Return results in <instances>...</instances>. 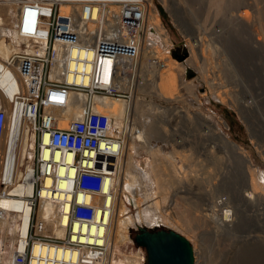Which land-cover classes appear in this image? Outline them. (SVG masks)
<instances>
[{
  "label": "built area",
  "instance_id": "built-area-1",
  "mask_svg": "<svg viewBox=\"0 0 264 264\" xmlns=\"http://www.w3.org/2000/svg\"><path fill=\"white\" fill-rule=\"evenodd\" d=\"M0 4H7L8 7L6 13L2 14L3 17L11 18V21L2 22V25L13 30L19 40L17 49L12 51L7 63L17 66L20 78L26 86L25 91L15 94V99L11 97L8 107L13 109L17 126L23 122L30 143L29 152H33L32 158L24 157L19 164L21 175L17 178L14 165L10 164L11 159L8 154L5 155V131L9 115L7 106L0 103V264H31L35 259L32 248L36 244L69 250L72 256L74 251L80 252L79 260L74 262L73 259H68L63 264H100L99 260L107 253L105 246L115 209L114 182L119 177L120 159L127 133L124 127L122 134H118L120 130L113 117L97 109L95 98L129 101L138 81L141 80L143 89L138 91L139 99L142 104L151 102L159 107L166 114V118H169L171 130L187 127V120L190 122L189 118L193 119L190 100L195 102L194 114L201 120V117H204L202 114L208 115L203 111L205 99L207 102L216 101L220 104H223L220 95L225 97L227 103H234L232 100H236L237 104H243L257 99L250 94L245 101H240L238 93L234 95V92L229 93L222 87L225 82V70H222L220 62L216 59L223 56L219 54L213 56L216 66L211 68V79L208 83L196 80L199 83L197 92L200 95V103L192 98L188 90L186 93L185 86L181 85V92L176 93L180 97L175 100L165 101L157 92H146L145 90H150L156 83L154 75L149 74L151 69L146 73L138 64L142 37L146 33L148 0H0ZM63 4H70L72 12L69 15L62 13ZM85 6L103 8L101 18L98 21L92 20L97 26L91 37L81 24L84 21L83 14L79 19L75 15L80 7ZM182 27L178 28V31L185 39V46L182 45L180 51L176 49L177 45L167 28L165 31L171 37L168 45L162 42L161 35L153 28L152 31L158 35H155L156 40L150 39L163 49L171 47L174 58L186 64L187 58L192 55L188 37L196 38L199 33L186 36L189 34L185 32L187 25ZM213 32H216V28L205 35L214 39ZM6 33L7 31L4 35ZM56 45L63 49V74H79L83 79L89 80L88 84L70 83L52 77L54 59L57 56ZM74 50L77 51L75 56L72 55ZM82 51L84 56H81ZM175 52H186V56L180 60L174 55ZM262 53L264 55V51ZM200 56L202 57L201 54ZM129 60L133 61L134 68L128 89L122 90L117 87V81L122 80L124 65L128 64ZM150 61L158 66L164 64L157 59L150 58ZM73 62L82 64L84 69L71 70ZM88 66L91 67L90 70H86ZM231 70L233 74H230V79L239 82L237 72ZM142 72L146 74L144 81ZM262 72L264 66L258 77L254 69L250 68L248 81L252 87L255 88L252 82L254 79L258 80L257 83L264 84ZM12 76L13 74H5L7 84L0 86V101L10 97L9 86L16 88L18 85V77ZM197 77L198 71L189 66L186 81H193ZM83 95L85 100L82 99ZM258 101L264 104L263 99ZM77 104L82 106L81 113L69 120L67 126L59 125L69 108ZM249 104L253 106L256 103ZM156 111H152L155 116ZM196 111H200L201 115ZM210 111L211 117L213 114L218 116L216 111ZM249 116L253 120V115ZM236 117L245 126L244 119L238 114ZM218 119L221 117L218 116ZM249 130V134L253 136L254 126L251 125ZM175 132L172 131L173 139L177 135ZM182 132L185 134L181 135L183 138L179 142L187 143V131ZM136 140L140 142L138 136ZM30 180L33 182L32 195H20L15 192L17 187L27 186ZM43 198L57 206L62 216L66 217L68 225L65 237L45 232L46 225L39 220L40 201ZM3 200L25 201L32 206L25 238L22 232L24 222L21 219V226H17L15 232L1 226L6 221L7 213L19 212L14 207H3ZM37 259L43 258L38 256ZM44 260L54 261L52 258Z\"/></svg>",
  "mask_w": 264,
  "mask_h": 264
},
{
  "label": "rangeland",
  "instance_id": "rangeland-1",
  "mask_svg": "<svg viewBox=\"0 0 264 264\" xmlns=\"http://www.w3.org/2000/svg\"><path fill=\"white\" fill-rule=\"evenodd\" d=\"M153 2L156 9H159L162 22L170 31L178 51L185 44V39L179 34L177 23L181 21L184 26V22H187L189 33L187 36L199 33L196 38L203 44L202 46L199 42L200 49L203 48V56L196 58L197 65L191 61L190 67L198 71L200 80L207 82L210 80L211 68L216 66L213 62L214 54L223 55L219 59L216 58L222 70H225L223 72L225 82L222 87L229 93L234 92V95L238 93L240 101H245L250 94L257 100H253L252 103L256 104L251 106L250 101L237 104L236 100H232L234 103H227L223 95H220L223 104L216 101L207 102L205 99L203 111L208 115L202 114L204 117H201V120L196 118L194 114L196 104L190 100L193 119L189 118L190 122L187 120V127L171 130L166 114L150 102L146 103L148 105L142 104L139 99L140 89L133 92V101H126L127 113L120 130L125 127L127 140L132 139L135 143L134 167L139 170L144 167L148 171L152 155H157L155 160L164 169L161 170V179L163 184L168 185L166 189L168 198L163 202V210L154 214L153 221L150 223L145 220L136 221L128 227L129 239L115 249L112 257L126 263L133 259L131 262L148 264L146 249L136 244L134 239L144 228L150 230L158 228L172 229L184 235L194 246L196 264H264L263 251L260 256L253 257L252 261L251 257L241 254V250L248 243L264 244V104L258 101L264 100V84L257 83L258 80L254 79L252 81L254 88L248 81L250 68L254 69L258 77L264 66L262 53L264 0H153ZM0 8L2 14L8 9L7 4L0 5ZM151 22L150 17L145 27L146 29L150 27L148 29H151V32L148 36L156 40L155 35L158 34L152 31L154 26ZM214 28H216V32H213L214 39L208 38L205 34L212 32ZM4 32L2 27L0 39H7L8 36L4 35ZM182 55L186 56V52ZM167 60L169 67L161 75L158 87L154 90L162 99H178L176 93L180 89V80L184 79L181 78L184 66L179 65L180 62L175 63L176 65L170 63L173 60L169 54ZM231 69L237 72L239 82L230 79V74H233ZM184 86L192 98L200 103L196 82L187 80ZM145 91L151 93L150 90ZM210 110L216 111L221 119L214 114L211 117ZM131 111L134 114L130 118ZM152 111H156L157 116ZM196 113L201 115L200 111ZM237 114L244 119L245 126L236 117ZM250 114L253 115V120ZM230 124L234 132L230 130ZM251 125L255 131L253 136L249 134ZM172 131H176L177 134L174 139ZM182 131H187V143L179 142L183 138L181 135L185 134ZM222 134L238 144L244 155L249 156L251 163L250 160L247 163L248 161L242 159L240 150L229 146L226 138L221 137ZM136 136L140 142L136 140ZM154 162L153 160V164ZM249 165L259 175V183L262 185L258 186L256 198L246 197L251 191ZM224 197L233 207V214L228 221L223 216L222 207H214L216 211L212 208L216 200ZM123 199L127 207V216L136 219L139 208L133 201L126 200L125 197ZM221 218H224L223 223ZM112 229L117 233L114 226ZM110 257L111 253L107 264L111 261Z\"/></svg>",
  "mask_w": 264,
  "mask_h": 264
},
{
  "label": "bare ground",
  "instance_id": "bare-ground-1",
  "mask_svg": "<svg viewBox=\"0 0 264 264\" xmlns=\"http://www.w3.org/2000/svg\"><path fill=\"white\" fill-rule=\"evenodd\" d=\"M148 3H149V10L147 11L146 21L151 17L152 19L151 23L154 26L153 29L161 35L163 39L162 42H164L165 45H168L171 42V37L167 35L165 31L166 27L164 23L162 22V19L159 15L160 11L158 8L156 9V6L152 0H148ZM0 5L6 6V4H0ZM69 6L70 4L62 5L61 11L63 14L69 15L72 12ZM81 14H83V19H84V21L81 24L84 28H86V31L89 33V37H91V35L95 32V27L97 26V24H94L92 20L96 19V21H98L101 18L103 14V8L98 7V6H96V8H92L89 6H85L84 8L80 7L78 9V12L75 15L78 16V19H79ZM5 21H11V18H8V17L4 18L2 15V10L0 8V30L3 27L4 31H7L6 35H8L7 39H0V40H3L2 42H0V71L2 70V72H0V86H4L7 84L6 79H5V74H7L8 76L10 74H13L12 77H15V76L18 77L17 87L14 88L12 85L8 87L9 93L11 92L10 97L9 98L5 97L6 99H2L0 101V103H3L7 106V112L9 115L8 116V127L5 131L4 150H5V155L8 154L9 159H11L10 164H12V166L14 165V168H15L14 173H16V177L19 178L21 175L19 171V164L23 161L24 157L32 158L33 152L31 151L29 152L30 143H29L27 132L24 130L23 122H21L20 126L19 125L17 126V118L16 117L13 118V109L12 107L11 108L8 107L9 106L8 103L10 102L11 97L15 99V94L18 91H25L26 86L24 82L22 81V79L20 78L17 66L16 65L11 66L7 63V59H9L12 51L14 49H17L16 44L19 43V40L17 39L16 34L13 32V30H10L7 27L2 25V22H5ZM181 23H182L181 21L177 23V26L180 29L182 27ZM184 23L187 25V22H184ZM148 28L146 29V33L144 37H142L141 55L139 57L138 64L140 65L139 68L142 71H145L146 73L149 71V69H151L149 74L154 75V79L156 83L154 84V86H151L149 89H150V92L154 93L155 92L154 89L158 87L157 85L159 83V79L161 75L164 72H166L169 67L168 60H167V54H169V57L172 58L173 62L170 61V63H173V65H176L175 63L180 62V61L174 58L171 47H168L165 50H163L161 46H158L155 43H153V41H151L150 37L148 36L149 34ZM185 32L187 33V31ZM10 40L13 42H10ZM165 41L166 42L169 41V43H166ZM194 41H196V44H194ZM199 42L202 44L201 40L195 37H188V44L191 47L192 55L191 57L187 58L186 64L183 62L178 63L179 65L184 66L182 77H181L184 79L180 80L181 86H184V83H187L185 77L187 75L186 71L188 73L187 68L190 66V62L192 61L193 63H195V65H197L196 58L199 57L200 54L203 56V48L200 49ZM56 49H57V56L54 59L52 77L65 80L70 83L76 82L77 84H81V83L88 84L89 80L83 79L82 76L79 74H74V73H71L69 75L63 74V72L61 71V54H62L63 49L59 45H56ZM76 53L77 51L74 50L72 52V55L75 56ZM81 56H84V51L81 52ZM91 56H92V53L89 54L90 58ZM150 58L157 59L158 61H160V63L163 62L164 63L163 66L152 64L150 61ZM90 68L91 67L88 66L86 67V70H90ZM133 68H134L133 61L129 60V63L124 65L123 71L125 72H124L122 80L120 79L119 82L117 81V87H120V89L122 90L128 89L130 79L132 76L131 72H133ZM139 68L137 69L139 70ZM75 69L82 71L84 69V66L82 64L77 65L75 62H73L71 66V70H75ZM142 74L143 75L141 77L143 78V81H144L146 79V74L144 72H142ZM197 79L200 80V75L196 79H193V82H196ZM200 81L203 82L205 80L202 79ZM205 82L208 83L207 81ZM142 85H143L142 81L139 80L135 90L137 89L142 90L143 89L141 88ZM196 86H199V83L196 82ZM82 99L85 100L84 95L82 96ZM95 99L97 103L96 104L97 109L101 112H106L110 116H112L114 119L115 125L120 130V128H122L123 126V118L125 114L127 113L126 112V109H127L126 101L127 100L124 101V99L100 98V97H96ZM164 100L167 101V99L165 98ZM170 100H173V98ZM220 100L221 102L223 101L222 98H220ZM132 101L133 100L131 98V102ZM140 102L143 103L141 100ZM199 102H201V99L199 100ZM81 110H82V106L79 104L71 106L69 110L65 113L59 125L67 126V123L69 122V120L78 116L81 113ZM133 114H134L133 111H131V113L129 114L130 118L132 117ZM118 134H122V129L119 131ZM221 137L226 138L227 143L233 149L235 148L236 150L237 149L240 150V147H238L239 145L229 140L225 135L222 134ZM135 150L136 149H135L134 141L132 139L126 140L123 155L120 159L119 177L118 179H115V182H114L115 209L112 215L111 225L109 227L108 237H107L106 246H105L107 253L105 254L106 257L104 256L102 259L99 260L100 264H107L109 253H111V257H110L111 261L108 264H139L138 261L131 262L133 259L130 261L128 260V263L124 262L123 260H117L115 259V257H112V254L115 251V249L120 246L122 242H125L126 240L129 239V236L127 235L128 227L135 224L136 221L142 222L145 220V221H149V223L153 221L155 218L153 217L155 216L154 214L163 210L162 209L163 202H166L168 198L167 197L168 191H166V189L168 188L167 187L168 185H166V183L163 184V181L161 179V174H162L161 170L163 168H161L160 167L161 164L159 165L157 161L155 160L157 155L156 156L155 154L152 155V160L150 162L148 171H146L144 167L143 169L139 170L138 168L133 166ZM239 154H241L240 157L242 159H244L246 162L248 161L247 163H249V160H250L249 156L244 155L243 151L241 150ZM153 160L155 161L154 164H153ZM250 163H251V160H250ZM248 172H249L250 177L247 176V178L248 177L251 178V181H250L251 185L249 184L251 191L248 192L246 197L256 198V194H258V186L260 185L262 187L261 183H259L260 182L259 175L256 173L255 169L251 168V166L248 168ZM32 183H33L32 180H30L27 186H22V187L19 186L17 187V189H15V192L20 195H32V193L34 192ZM121 186H122V189H121ZM123 196L126 198V200L134 201L133 203H135L136 206L139 208L138 216L136 219L133 217L127 216V207L125 206ZM1 204L6 209L7 208L10 209L14 207L19 211L18 213H11V212L7 213V217L5 218L6 221L4 222V225L2 223L1 226L3 227L6 226L11 231L15 232L17 226L18 227L21 226V223H19L20 219L23 220L24 224L22 227V232H23V238H25L27 221H28L30 213L32 212V206L30 205V203H27L25 201L13 202L11 200H3ZM213 205H212V208L214 210H215L214 207H217V208L222 207L223 216L226 218L227 221L231 218L233 214V207L229 204V200L226 197L219 199L218 201L216 200L213 203ZM216 218L218 217L216 216ZM223 219L224 218H221V221H222L221 223H223ZM39 220H42L44 224L46 225V230H45L46 233H52L53 235H56L58 237H65L66 231H67L66 226L68 225V221L66 217L62 216L57 206H55L50 201L45 200V198L41 199L40 201ZM113 226L115 227V229H117V233L113 231L112 229ZM0 242H2L1 238H0ZM253 243L246 244L245 247L241 250L242 252L241 254L251 257V261L253 257L260 256L262 251L264 253L263 243L262 244L259 242H256L254 244ZM32 251H33V255L35 256V259L32 260L31 264H63V262H65V260H68V259L70 260L73 259V261L75 262L76 260H79V255H80V252L78 250L74 251V254L72 256L69 254V250L64 251V250H61L60 248L40 246L38 244H36L32 248ZM38 256L43 259L38 260L37 259ZM44 258H52L54 259V261H45ZM195 264H196V259H195Z\"/></svg>",
  "mask_w": 264,
  "mask_h": 264
},
{
  "label": "water",
  "instance_id": "water-1",
  "mask_svg": "<svg viewBox=\"0 0 264 264\" xmlns=\"http://www.w3.org/2000/svg\"><path fill=\"white\" fill-rule=\"evenodd\" d=\"M183 60L185 55L175 52ZM135 242L147 251L148 264H195L192 243L172 229H143L135 236Z\"/></svg>",
  "mask_w": 264,
  "mask_h": 264
},
{
  "label": "trees",
  "instance_id": "trees-1",
  "mask_svg": "<svg viewBox=\"0 0 264 264\" xmlns=\"http://www.w3.org/2000/svg\"><path fill=\"white\" fill-rule=\"evenodd\" d=\"M227 118H228V117H227ZM228 120H229V119H228ZM228 122L230 123V121H228ZM230 127H231V129H230V130H231L232 132H234L233 126H231V124H230ZM144 229H145V228H144ZM155 230H159V229H158V228H156ZM138 233H139V232H138ZM138 233H137V234H138ZM137 234H136V235H137Z\"/></svg>",
  "mask_w": 264,
  "mask_h": 264
}]
</instances>
